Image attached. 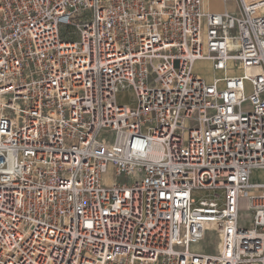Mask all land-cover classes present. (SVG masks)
<instances>
[{
  "label": "built area",
  "instance_id": "built-area-1",
  "mask_svg": "<svg viewBox=\"0 0 264 264\" xmlns=\"http://www.w3.org/2000/svg\"><path fill=\"white\" fill-rule=\"evenodd\" d=\"M254 170L264 0H0V264H264Z\"/></svg>",
  "mask_w": 264,
  "mask_h": 264
},
{
  "label": "rangeland",
  "instance_id": "rangeland-1",
  "mask_svg": "<svg viewBox=\"0 0 264 264\" xmlns=\"http://www.w3.org/2000/svg\"><path fill=\"white\" fill-rule=\"evenodd\" d=\"M210 7L214 10L221 11L224 10L227 6L225 4H222L221 2L212 1L210 3ZM229 8H232V5H229ZM196 72L206 75V77H213L215 73L211 67L207 63L199 62L196 65ZM117 103L120 105H132L134 106L136 104V96L135 92L131 88H122L117 93ZM112 172V171H111ZM109 177H114L113 173L109 174ZM254 180L257 181H264V170H257L252 175ZM120 180H131V178H121ZM217 193H223L221 190H215V189H195L193 192L194 197L197 199V205L201 204L202 200L207 199H215L217 198L219 203H221V198L217 197ZM252 214L248 211V209H245L242 211V222L246 225L251 224ZM214 243H217V240L215 238L214 232H211L209 234L208 240L206 243H203L200 246H194V249L197 250H203V251H214L215 246Z\"/></svg>",
  "mask_w": 264,
  "mask_h": 264
},
{
  "label": "crops",
  "instance_id": "crops-1",
  "mask_svg": "<svg viewBox=\"0 0 264 264\" xmlns=\"http://www.w3.org/2000/svg\"><path fill=\"white\" fill-rule=\"evenodd\" d=\"M227 6H228V5H227ZM209 78H210V77H209ZM256 171H257V170H254V172H256ZM254 172H253V173H254Z\"/></svg>",
  "mask_w": 264,
  "mask_h": 264
}]
</instances>
